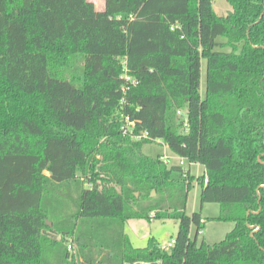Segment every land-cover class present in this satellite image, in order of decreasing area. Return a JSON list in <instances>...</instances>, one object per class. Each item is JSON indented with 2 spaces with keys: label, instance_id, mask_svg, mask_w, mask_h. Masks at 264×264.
<instances>
[{
  "label": "trees",
  "instance_id": "16d2710c",
  "mask_svg": "<svg viewBox=\"0 0 264 264\" xmlns=\"http://www.w3.org/2000/svg\"><path fill=\"white\" fill-rule=\"evenodd\" d=\"M214 1L0 0V264H264V0ZM136 218L177 219L175 245L135 246Z\"/></svg>",
  "mask_w": 264,
  "mask_h": 264
},
{
  "label": "rangeland",
  "instance_id": "374dc122",
  "mask_svg": "<svg viewBox=\"0 0 264 264\" xmlns=\"http://www.w3.org/2000/svg\"><path fill=\"white\" fill-rule=\"evenodd\" d=\"M93 1L99 10L104 9L105 0H90ZM214 8L217 12L221 14L227 13L232 9L230 3L226 0H215ZM219 40H223L222 37ZM207 78L206 60L202 61V85L201 92L202 95L205 94ZM143 152L147 155L157 156L159 154L166 155L171 158V163H176L175 154L170 150L168 146L157 140L152 143H147L143 146ZM179 161V159H178ZM186 168H190L191 173L196 176L203 175V165L192 164L188 159L185 160ZM206 172V171H205ZM186 212L192 214L195 211H201L203 217L205 218V225L203 231L200 232L198 236V241L206 240L209 243L218 242L225 238L226 234L233 229L234 222L232 221H220L216 219H211L220 214L221 205L217 202H201V185L195 183L192 186L188 194V201L186 205ZM156 213V211H155ZM146 225L150 227L147 230ZM179 228V222L174 218H153L152 220L144 218H136L130 220L126 223V230L130 234L133 244L135 246H145L148 244L150 237L156 238L161 244L168 243L177 234ZM196 227L192 226V235L195 234ZM75 246L70 250L74 252Z\"/></svg>",
  "mask_w": 264,
  "mask_h": 264
},
{
  "label": "built area",
  "instance_id": "2783aa9c",
  "mask_svg": "<svg viewBox=\"0 0 264 264\" xmlns=\"http://www.w3.org/2000/svg\"><path fill=\"white\" fill-rule=\"evenodd\" d=\"M130 79L132 80L133 83L137 84L136 80H134L132 78H130ZM178 115L180 117L184 118L186 130H188V128H187V119H185V110H183V109L178 110ZM135 128H136V122L134 120H132L129 115H126L125 119H124V123L122 125L123 131L125 133L130 134L132 137L137 138V139H140V138H143V137H147V133L146 132L136 133L135 132ZM163 159L165 160V162H168V163L171 162V158L166 156V155L163 156ZM185 160H186V158L180 157L179 164L184 166L185 165ZM151 215L152 216L155 215V212H152ZM175 242H176L175 238H173L168 243L162 244V249L169 250L170 248H172L175 245ZM68 248H69V250H72L73 249V245L70 243L68 245Z\"/></svg>",
  "mask_w": 264,
  "mask_h": 264
},
{
  "label": "crops",
  "instance_id": "0c3cea01",
  "mask_svg": "<svg viewBox=\"0 0 264 264\" xmlns=\"http://www.w3.org/2000/svg\"><path fill=\"white\" fill-rule=\"evenodd\" d=\"M161 143H163V142H161ZM164 144V143H163ZM164 156V155H163ZM175 158H177L176 160V163H178L179 161H178V159H180V156H178V155H176L175 156ZM196 164H198V163H196ZM204 167V166H203ZM190 169V168H189ZM191 171V170H190ZM203 172L205 173V168L203 169ZM203 173V174H204ZM130 220H133V219H129L127 222H129ZM152 220V219H151ZM146 228H147V230H149L150 229V227H148L147 225H146ZM203 231V230H202ZM126 232H127V230H126ZM127 234L129 235V237L131 238V236H130V234L127 232ZM132 240V239H131ZM133 242V241H132Z\"/></svg>",
  "mask_w": 264,
  "mask_h": 264
},
{
  "label": "water",
  "instance_id": "95a60500",
  "mask_svg": "<svg viewBox=\"0 0 264 264\" xmlns=\"http://www.w3.org/2000/svg\"><path fill=\"white\" fill-rule=\"evenodd\" d=\"M155 194H156V191L154 190L153 193H152V195H155Z\"/></svg>",
  "mask_w": 264,
  "mask_h": 264
}]
</instances>
